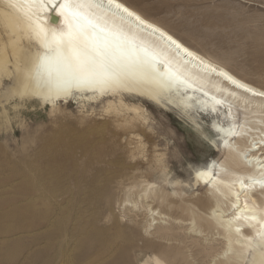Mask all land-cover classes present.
<instances>
[{"label":"bare ground","instance_id":"1","mask_svg":"<svg viewBox=\"0 0 264 264\" xmlns=\"http://www.w3.org/2000/svg\"><path fill=\"white\" fill-rule=\"evenodd\" d=\"M63 3L0 0V107L18 100L52 111L71 102L110 109L126 108L123 100L133 99L183 115L210 117V133L218 141L212 143L221 158L193 169L191 184L166 180L169 161L156 151L160 142L150 145L149 156L141 139L153 141L157 132L128 133L137 144L127 151L134 164L121 185L125 204L133 214L131 222L138 223L140 215L145 220L144 248L138 253L153 248L159 252L146 254L142 264H164L160 256H172L170 264H198L193 258L197 255L205 260L199 264H264V89L122 0H86L78 10L82 15L75 18L60 8ZM69 19L74 26L89 27L88 20L97 25L95 39L107 41L118 58L117 79L103 91L96 86L57 92L47 82L40 66L47 52L44 34L51 38L54 31H67ZM171 137L177 139L176 133ZM155 175L159 186L147 180ZM190 188L198 192L183 193ZM186 235L194 239L198 253L188 252L177 261L171 251Z\"/></svg>","mask_w":264,"mask_h":264},{"label":"rangeland","instance_id":"2","mask_svg":"<svg viewBox=\"0 0 264 264\" xmlns=\"http://www.w3.org/2000/svg\"><path fill=\"white\" fill-rule=\"evenodd\" d=\"M122 1L264 89V0ZM123 102L126 108L71 102L52 111L18 100L0 107V264H142L146 254L159 253H138L145 220L131 222L125 204L121 185L134 164L127 151L137 144L128 133H158L141 142L149 156L160 142L170 183L191 184L193 169L221 158L212 143L218 141L210 117ZM147 180L161 184L157 175ZM189 238L173 247L177 261L198 253ZM199 256L198 264L205 261ZM160 258L170 264L172 256Z\"/></svg>","mask_w":264,"mask_h":264},{"label":"snow or ice","instance_id":"3","mask_svg":"<svg viewBox=\"0 0 264 264\" xmlns=\"http://www.w3.org/2000/svg\"><path fill=\"white\" fill-rule=\"evenodd\" d=\"M85 5L86 0H64L60 8L75 18L82 15L78 10ZM87 25L92 29L91 34L89 27L74 26L71 19L67 31H54L51 38L44 34L47 52L40 57V66L47 73L50 88L57 92L68 93L73 88L96 86L103 91L105 86L117 79L120 70L118 58L111 52L107 41L101 44L95 39L98 26L90 20Z\"/></svg>","mask_w":264,"mask_h":264}]
</instances>
